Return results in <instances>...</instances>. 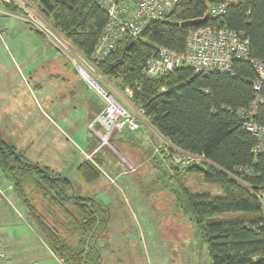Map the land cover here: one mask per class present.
<instances>
[{
    "label": "trees",
    "instance_id": "trees-1",
    "mask_svg": "<svg viewBox=\"0 0 264 264\" xmlns=\"http://www.w3.org/2000/svg\"><path fill=\"white\" fill-rule=\"evenodd\" d=\"M26 1L36 7L54 31L91 61L108 22L107 13L95 0ZM222 2L229 3L226 15L209 18L205 25L243 33L250 41L251 57L264 61V0H179L165 19L148 22L140 39L124 40L96 67L121 91L131 89L130 102L170 147L204 160L176 166L171 161L173 149L166 155L161 148L169 162L166 166L175 177L197 175L204 184L222 192L196 193L181 184L210 264H264L262 208L237 181L247 183L255 193L264 189V154L253 155L256 139L237 115V110L247 108L253 99L255 69L248 62L237 61L231 73L203 75L181 67L155 80L142 75L157 47L184 52L189 32L197 27H184L183 22L203 18L208 7ZM0 4L10 13H26L13 2L1 0ZM30 27L45 38L42 31ZM103 108L96 106L89 120ZM124 131L132 132L127 128ZM120 136L114 138L115 144L120 145ZM97 146L98 142L93 141L88 153ZM99 157L97 152L94 162L85 159L78 166L80 176L89 184L102 176ZM239 167H248L252 175L236 173L234 169ZM0 168L10 179L29 220L63 264H100L97 244L108 226L109 210L97 198L77 195L69 178L28 161L1 134ZM224 215L232 218L225 219Z\"/></svg>",
    "mask_w": 264,
    "mask_h": 264
},
{
    "label": "rangeland",
    "instance_id": "rangeland-1",
    "mask_svg": "<svg viewBox=\"0 0 264 264\" xmlns=\"http://www.w3.org/2000/svg\"><path fill=\"white\" fill-rule=\"evenodd\" d=\"M5 1L26 13H10L0 4V134L28 161L69 178L77 195L95 197L109 210L108 226L97 244L100 264H210L181 184L196 193L220 195L221 190L204 184L197 175L175 177L160 161L161 148L169 155L170 145L156 137L153 147L146 128L104 141L107 146L99 157L102 176L95 183L84 181L78 166L83 153L89 152L88 141L94 139L88 129V103L104 107L78 71V67L88 70L87 59L49 26L34 5ZM119 136L124 140L120 145L114 140ZM12 188L0 168L4 250L8 236L32 242L29 229H36Z\"/></svg>",
    "mask_w": 264,
    "mask_h": 264
},
{
    "label": "built area",
    "instance_id": "built-area-1",
    "mask_svg": "<svg viewBox=\"0 0 264 264\" xmlns=\"http://www.w3.org/2000/svg\"><path fill=\"white\" fill-rule=\"evenodd\" d=\"M108 15V22L102 36L95 46L91 61L87 60L88 70L78 67L81 77L91 86L104 102L103 110L88 123V129L101 141L91 153H83L92 162L94 155L101 150L117 133L124 128L135 132L141 122L136 109L130 102L132 91L126 88L121 91L104 75L96 65L114 53L119 44L128 38L140 39L146 24L153 20H163L171 14L179 0H95ZM237 0H231L234 2ZM228 2L210 6L209 18L218 19L226 15ZM244 61L251 64L257 74L253 82V99L247 108L238 109L237 115L246 130L255 137L256 144L252 150L255 157L264 154V61L251 57L250 41L240 32L228 27L202 25L189 32L185 50L178 53L164 47H157L155 55L147 60L142 75L155 80L177 68L188 67L194 73H231L233 64ZM96 74L97 78L92 74ZM103 133V134H102ZM171 161L174 165L185 167L204 160L194 154L174 147ZM237 173L252 175L248 167L234 169ZM237 181L246 187L261 205L264 222V189L254 192L247 183ZM0 264H9L0 249Z\"/></svg>",
    "mask_w": 264,
    "mask_h": 264
},
{
    "label": "crops",
    "instance_id": "crops-1",
    "mask_svg": "<svg viewBox=\"0 0 264 264\" xmlns=\"http://www.w3.org/2000/svg\"><path fill=\"white\" fill-rule=\"evenodd\" d=\"M95 107L96 106L94 104H92V102L88 103V116H87L88 117V123L90 122V120H89L90 116L95 112ZM138 116H139V120L141 122V127L139 130L146 128V130L148 132V136L150 137V141L153 143V147H154L155 146L154 139L157 137L160 140H162V138L159 137V135L156 133V131L148 124V122L144 119L142 113L139 110H138ZM97 139L94 136V139L88 141V149H89V146L93 143V141H97L98 146H99V140H97ZM97 147L93 151H95L97 149ZM110 147L113 148L111 145H110ZM104 150L105 149H102L101 152H99L98 154L101 155V153ZM83 158L85 160L84 155H83ZM160 158H161L160 161L162 160V161H164V164H167L168 160H166V159L163 160L164 159L163 156H160ZM12 189L14 190V188H12ZM31 227H32V225H31ZM35 230L36 229H34L33 227H32V229L31 228L29 229V232H32L31 235L33 236L32 242H30L32 239L31 240H25V239L24 240H18V239H15L16 236H8L7 237L8 238L7 241H9V242H7L8 247L6 246V248H5L6 250H4L0 245V249L3 251V253L5 255L6 262L9 264H57V263L63 264L62 261L57 256H55V254L52 252L51 248L48 246V244L43 239V237L39 234V232L37 230L36 231ZM0 244H1V240H0ZM25 245H27V246H25Z\"/></svg>",
    "mask_w": 264,
    "mask_h": 264
},
{
    "label": "water",
    "instance_id": "water-1",
    "mask_svg": "<svg viewBox=\"0 0 264 264\" xmlns=\"http://www.w3.org/2000/svg\"><path fill=\"white\" fill-rule=\"evenodd\" d=\"M209 15H210V7H208L207 13L203 18L183 22L182 26H184V27H189V26L200 27L202 25H205L207 23V21L209 20ZM78 71L80 73L79 69H78Z\"/></svg>",
    "mask_w": 264,
    "mask_h": 264
}]
</instances>
